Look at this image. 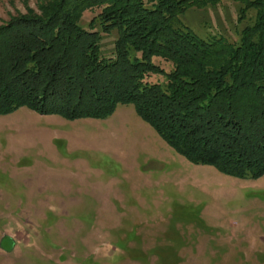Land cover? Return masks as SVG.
Segmentation results:
<instances>
[{
    "label": "rangeland",
    "instance_id": "374dc122",
    "mask_svg": "<svg viewBox=\"0 0 264 264\" xmlns=\"http://www.w3.org/2000/svg\"><path fill=\"white\" fill-rule=\"evenodd\" d=\"M40 6L0 0V27L43 17ZM105 7L82 8L78 24L101 32L102 55L115 57L119 32H103ZM243 9V0H219L180 21L238 45L257 15ZM0 264H264V174L191 162L133 103L74 120L21 106L0 115Z\"/></svg>",
    "mask_w": 264,
    "mask_h": 264
},
{
    "label": "trees",
    "instance_id": "16d2710c",
    "mask_svg": "<svg viewBox=\"0 0 264 264\" xmlns=\"http://www.w3.org/2000/svg\"><path fill=\"white\" fill-rule=\"evenodd\" d=\"M39 1L43 17L0 27V115L28 106L72 120L105 118L133 103L191 162L239 177L264 174V1L243 0L257 15L238 45L180 21L189 8L219 0ZM96 4L106 5L103 32H119L115 57L102 55L101 32L78 24L82 8ZM152 74L166 81H148Z\"/></svg>",
    "mask_w": 264,
    "mask_h": 264
}]
</instances>
